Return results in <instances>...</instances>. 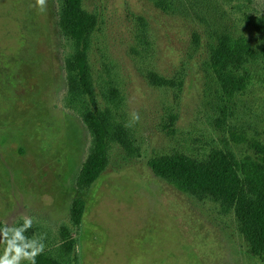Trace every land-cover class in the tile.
<instances>
[{"label":"rangeland","instance_id":"374dc122","mask_svg":"<svg viewBox=\"0 0 264 264\" xmlns=\"http://www.w3.org/2000/svg\"><path fill=\"white\" fill-rule=\"evenodd\" d=\"M33 3L0 0V227L35 217L25 235L45 233L44 254L73 264H264L233 212L178 191L148 166L174 153L202 162L215 149L258 158L250 143L264 146V57L228 69L246 80L233 98L210 58L224 34L264 47V33L245 22L264 17V0H81L97 21L80 46L93 101L68 92L75 45L57 26L62 0H48L44 13ZM94 108L125 126L132 112L140 119L126 126L131 149L112 145L105 170L79 193L92 146L81 114ZM234 132L246 143H234ZM78 196L86 206L75 228Z\"/></svg>","mask_w":264,"mask_h":264},{"label":"trees","instance_id":"16d2710c","mask_svg":"<svg viewBox=\"0 0 264 264\" xmlns=\"http://www.w3.org/2000/svg\"><path fill=\"white\" fill-rule=\"evenodd\" d=\"M245 22L255 32L264 33V17L248 15ZM96 18L85 12L81 0H62L57 14L59 31L74 42L73 54L66 61L67 88L74 98H89L93 101V84L85 54L80 50L89 34L96 28ZM264 57V47L253 48L245 38L224 34L212 50L210 65L223 93L234 97L246 87L243 77L234 75L230 67L241 65L247 59ZM154 83L172 84L155 78ZM112 94H117L112 91ZM82 121L92 137L88 157L77 176L79 193L89 189L105 170L109 162V151L117 144L124 150L131 149L128 129L114 119L109 111L85 109ZM172 120V118H171ZM236 144L246 143L241 133H231ZM258 158L244 157L238 160L229 150L215 149L207 160L199 162L186 155L174 153L148 161L154 174L171 184L178 191L201 201L209 199L217 204L222 213L233 212L240 231L254 255L264 254V146L256 141L250 143ZM86 202L76 197L70 208V220L79 228ZM72 241V240H71ZM67 249L71 248L68 244ZM37 264H73L69 259L61 261L46 254L37 257Z\"/></svg>","mask_w":264,"mask_h":264},{"label":"clouds","instance_id":"9594fccd","mask_svg":"<svg viewBox=\"0 0 264 264\" xmlns=\"http://www.w3.org/2000/svg\"><path fill=\"white\" fill-rule=\"evenodd\" d=\"M47 2L48 0H34L30 7H35L44 13L47 10ZM130 117L127 127H132L140 119L136 112L130 113ZM22 221L18 225L5 223L0 227V244H3V249L0 251V264H37V257L44 253L45 233L34 234L32 237L25 235L33 227L35 217L25 215Z\"/></svg>","mask_w":264,"mask_h":264}]
</instances>
